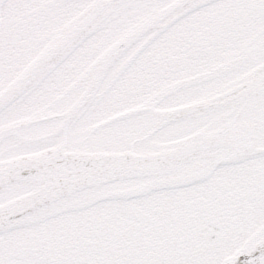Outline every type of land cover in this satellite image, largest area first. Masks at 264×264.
<instances>
[{
    "label": "flooded vegetation",
    "instance_id": "obj_1",
    "mask_svg": "<svg viewBox=\"0 0 264 264\" xmlns=\"http://www.w3.org/2000/svg\"><path fill=\"white\" fill-rule=\"evenodd\" d=\"M10 1V11L18 8L6 16L1 32L8 36L19 28V57L24 59L37 50L48 33L59 25L74 22L77 8L88 0ZM196 10V15L184 20V26L170 24L165 28L161 24L150 36L154 44L151 49L136 48L130 58L124 59L123 66L128 65L127 59L133 60L131 56L138 55L140 61L124 75L123 85L114 97L103 102L105 107L99 104L95 108L94 103L107 96L106 92H99L87 108L89 119L100 120L97 126L116 118L108 127L114 131L109 134L110 139L120 140L121 130L133 133L122 148L133 143L141 150L173 145L216 129L247 132L257 145L264 146V91L241 102L227 99L234 89L264 72V0L260 1V9L256 6L247 10L254 16L244 11L241 18H211L209 7ZM104 30V36L99 37ZM109 30L106 26L92 29L83 43L61 54L52 67V74L57 76L54 86L50 89L47 80L42 79L16 105L13 115L27 116L48 107L59 109L60 101L68 102V88L64 92L59 90L71 83L70 73L82 68L86 60L87 68L91 67ZM158 33L164 35L155 41ZM145 52L147 55L142 56ZM14 62L12 65L19 69L21 60ZM212 70L217 71L183 82ZM207 93L206 99L228 94L218 98L209 112L187 115L176 111L187 104L185 97L197 95L195 98L201 99ZM41 94V106L34 105ZM124 113L126 116L119 117ZM86 121L87 116L81 114L69 124L68 148L72 145V133L83 129ZM59 124L57 120L53 125L57 131ZM107 133L100 130L95 143H111L104 136ZM10 139L0 138V157L10 151L11 145H6ZM174 182V176H169L164 182L155 183L165 188L136 198L124 196L125 182L107 185L103 192L90 195L86 189L80 200L57 202V214L39 225L40 239L26 245L35 254V261L42 264H218L226 260L241 263L243 253L262 229L259 219L264 213V158H241L217 165L199 179H185L181 185ZM140 215L170 230L178 239L179 248ZM208 223L220 233L217 245L198 229L197 225L203 227ZM247 233L251 235L246 237Z\"/></svg>",
    "mask_w": 264,
    "mask_h": 264
},
{
    "label": "water",
    "instance_id": "obj_2",
    "mask_svg": "<svg viewBox=\"0 0 264 264\" xmlns=\"http://www.w3.org/2000/svg\"><path fill=\"white\" fill-rule=\"evenodd\" d=\"M1 2L2 0H0V4ZM103 4L102 0H97L84 21L67 33L60 42L45 48L19 76L0 92V109L24 88L56 54L58 49L66 45L78 32L91 23L101 11ZM167 12L168 9L163 10L154 18L148 20L141 28L123 36L113 44L103 56L97 68L96 77L102 74L115 54L130 43L134 36L155 24ZM91 83L85 88L76 102L64 113V129L68 120L87 101L88 96L93 90L95 81L92 80ZM260 87H264V75L249 82L243 93ZM211 136H197L196 140L200 141L185 144L174 149L145 154H136L132 150L93 153L66 152L64 150L63 138L61 146L56 149L27 156L0 168V185L11 182L8 187L23 185L13 181L50 179L48 183L34 189L32 192L8 200L0 205V227L11 219L41 204L47 206L56 198L84 187L97 186L117 179L139 176L142 179H148L150 175H162L192 159L207 154H211L214 157V162H218L225 157L241 156L254 152L252 146H248L249 144H246L244 140L222 133H216ZM210 166H212L211 163L205 164L204 169ZM150 191H152V188ZM52 204L54 203H50V205ZM263 262L264 238L249 255V264H262Z\"/></svg>",
    "mask_w": 264,
    "mask_h": 264
},
{
    "label": "rangeland",
    "instance_id": "obj_3",
    "mask_svg": "<svg viewBox=\"0 0 264 264\" xmlns=\"http://www.w3.org/2000/svg\"><path fill=\"white\" fill-rule=\"evenodd\" d=\"M148 1H150V2H152V0H146L144 3H143V5L142 4H140V5H142V6H139L138 4H135L134 3V8H133V6H132V4H127V2L126 1H119V4H117V5H115V6H113V7H111V12H110V15L106 18V21H104V23H103V26H107L110 30H109V34H107V37H106V40L104 41V43H103V45L102 46H105L106 45V43L108 44L112 39L114 40L117 36H119L120 35V33H121V31L123 30V29H125L126 27H127V25L130 23V21L131 20H133L134 18L133 17H136L135 16V12H142V9L144 8V11H147V6H150L149 4H148ZM155 1V6H156V4L158 5V0H154ZM160 1V0H159ZM167 1H169V0H164L163 2H167ZM245 1H247L248 2V4H249V2L251 1V0H245ZM253 2H250V3H255V4H257L258 2H259V0H252ZM198 1H196V2H193L192 3V5H194V4H196ZM125 3V4H124ZM258 5V4H257ZM155 6H150L149 8L150 9H152V10H154L155 9ZM186 7H189V3H187L186 4ZM207 7H209L210 9H211V11L208 13L209 14V16L211 17V18H214V17H220L221 16V19H223V18H225V12H227V11H229V12H227V13H231V15L233 16V17H240V16H242V12H240V11H238V9H240V8H243V10H244V6L242 5L241 6V4L239 3V0H207L206 1V4L203 6V7H201L200 9H205V8H207ZM115 8V9H114ZM199 7H196L195 9H193L192 11H187V13L186 14H184V10L180 13V14H177V16L175 17V20L173 21V25L171 26V27H173L174 25H179L180 27L181 26H184L182 23L184 22V20L185 19H190L191 17H193L194 15H196L195 13L197 12V10L196 9H198ZM217 9V10H216ZM151 10V11H152ZM222 10V11H221ZM242 10V11H243ZM216 11H220V12H218V13H216ZM245 11H247V10H245ZM149 12V11H148ZM148 12H146V13H148ZM224 13V14H222L221 15V13ZM248 13H249V15H251V16H254L255 14H253L252 12H250V11H247ZM138 13V14H139ZM146 13H144V14H146ZM226 13V14H227ZM137 15V14H136ZM186 15L187 16H189V17H187L186 18ZM244 17V16H243ZM241 18V17H240ZM118 20H121L122 22L121 23H119L118 22ZM132 22V21H131ZM191 24V23H190ZM123 25V26H122ZM171 27H169L168 29H170ZM168 29H166V30H168ZM163 35H164V33H158V35L155 37V41H158L160 38H162L163 37ZM0 37H2L3 39H5V37L3 36V34H1L0 35ZM13 39V40H12ZM8 41H14V43H18L17 45H15V50H14V54L12 55L13 57H15L14 59H10V61H13L14 62V60L16 59V58H18L19 57V53H20V49H21V47H16V46H21L20 44H21V42H20V40H16V39H14V35H11V36H9L8 37V39H7ZM6 42V40H3V42ZM14 43H13V45H14ZM148 43V42H147ZM147 43H145L144 45H143V48H145V47H147L148 49H151V47H152V43H149V44H147ZM22 45H25V42H23L22 43ZM5 47H6V45L5 44H3V46H1V43H0V49L1 48H3V50H5ZM1 51V50H0ZM147 54H146V52L145 53H143V55L142 56H146ZM139 61H140V58L138 59V60H135L134 62H133V64H130V65H128L129 66V68H128V71L131 69V67H132V65H133V67H136L138 64H139ZM83 66H84V72H83V74L86 76L87 75V73H86V70L88 69L87 68V61H86V63H83ZM127 66V67H128ZM82 69V70H83ZM78 70V69H77ZM118 70V69H117ZM81 73L82 72H80V70H78V71H74V72H71L70 73V75H71V82L72 83H69V84H67L66 86H64L63 88H68L70 85H76L75 87V89L73 90V91H76L77 92V90H79L80 89V79H81V77H82V75H81ZM56 78H57V76L55 75V74H51L48 78H47V85L48 86H50V89L54 86V84H55V82H56ZM74 82V83H73ZM101 89V87L99 88V90ZM99 90H98V92H99ZM101 92H103V90L101 91ZM190 93H192V92H190ZM208 95V93L207 94H203V95H201V100L202 101H207V99H206V96ZM41 96H43L42 94L41 95H39V97H37V99L36 100H34L33 101V104L34 105H36V106H39L41 103H42V99H40V97ZM71 96H72V94H71ZM197 95H192V96H187V97H185V99H186V102H187V104L188 103H193V102H198L199 100V98H195ZM105 98V97H104ZM104 98H102V100L104 99ZM207 98H209V97H207ZM25 102L27 103L28 102V100H25ZM41 106V105H40ZM157 107H159V106H157ZM161 108V107H160ZM15 109V108H14ZM158 109V108H157ZM6 111V110H5ZM210 110L209 109H207L205 112H209ZM8 114L9 113H5V114H2V116H0V125H3L4 124V128L7 130V131H10V129L11 128H17V127H20V124L22 123V122H24L25 120H22L21 119V117L19 116V115H16V116H14V117H11L9 120L8 119H5L4 117L6 116H8ZM4 116V117H3ZM152 118H154V115H152ZM98 121V120H97ZM96 121H91V119H89V121H87V134L89 133V124L90 125H92V124H94ZM120 126V125H119ZM27 130L28 129H31V128H26ZM26 129H25V131L23 132V134H26ZM121 133L120 134H125L124 136L125 137H129L128 135L129 134H132V132H128V130L126 131V132H124L123 130H121L120 131ZM199 136H202V137H208V136H206V135H203V134H200ZM55 143V141H52L51 139H50V141H42L41 143H39L40 145L38 146V148H43V147H46V146H48L49 144H54ZM10 154H13L12 152H9L7 155H10ZM5 155V154H4ZM6 156V155H5ZM7 157V156H6ZM2 157H0V159H1ZM262 158H264V156L262 157ZM240 208H242V207H240ZM242 215H244L243 213H242ZM259 221H260V223H261V225H263L264 224V213H263V215H261V218L259 219ZM258 223V222H257ZM25 227H23V228H21V229H19V231H17V232H13V234H11V233H8L7 234V236H6V241L7 242H16V241H19L18 240V238L17 237H13V236H16V235H20L21 233V235H26L27 234V231L30 233L32 230H33V228L34 229H38V226L36 225L35 226V224H27V225H24ZM4 240V241H5ZM8 245V244H7ZM4 260H2L1 261V263L3 262ZM26 261H28L27 259H26ZM30 262V261H29ZM40 264H42V263H40Z\"/></svg>",
    "mask_w": 264,
    "mask_h": 264
},
{
    "label": "bare ground",
    "instance_id": "obj_4",
    "mask_svg": "<svg viewBox=\"0 0 264 264\" xmlns=\"http://www.w3.org/2000/svg\"><path fill=\"white\" fill-rule=\"evenodd\" d=\"M182 5H183V7H185L184 6V4L182 3ZM190 10L192 11V7L190 8ZM150 37V35H149V33H145V32H143L142 31V34H138V35H136V36H134V38H133V40L130 42V43H128L126 46H124L122 49H120V51L119 52H117L116 54H115V56L113 57V61L119 56V55H123V54H126V53H128V52H130L131 50H133L134 48H135V46H138L139 44H140V42L141 41H143V40H145V39H148ZM117 41H115L114 42V44L116 43ZM100 64V63H99ZM98 78H99V76L98 77H96V75H95V77H94V81H95V84L93 85V88L96 86V84H97V81H98ZM92 84V83H91ZM211 137H213V136H211ZM136 150H135V149ZM132 149L134 150V151H136L135 153L136 154H141V153H144V150H141V149H138V148H136V146H134V143H133V145H132ZM22 186V185H21ZM15 187H18V186H15ZM15 187H9V189L10 188H14L15 189ZM27 189H31V192H32V187H31V185H29V186H27ZM34 190V189H33ZM88 195H90V193L88 192L87 193ZM5 202H0V205H2V204H4ZM54 204H52L51 206H53ZM27 223H28V221H27ZM122 224H124L125 222L123 221V222H121ZM117 224V223H116ZM258 237H261V236H258ZM207 238H209V239H212V238H215L214 236H208ZM76 246V245H75ZM243 255H244V253H243Z\"/></svg>",
    "mask_w": 264,
    "mask_h": 264
}]
</instances>
